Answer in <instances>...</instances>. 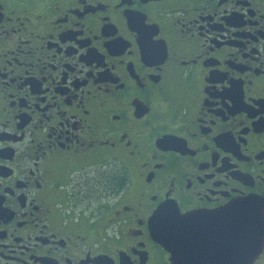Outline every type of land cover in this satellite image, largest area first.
<instances>
[{
    "label": "flooded vegetation",
    "instance_id": "obj_1",
    "mask_svg": "<svg viewBox=\"0 0 264 264\" xmlns=\"http://www.w3.org/2000/svg\"><path fill=\"white\" fill-rule=\"evenodd\" d=\"M247 197L264 0H0V264H173L160 206Z\"/></svg>",
    "mask_w": 264,
    "mask_h": 264
},
{
    "label": "water",
    "instance_id": "obj_2",
    "mask_svg": "<svg viewBox=\"0 0 264 264\" xmlns=\"http://www.w3.org/2000/svg\"><path fill=\"white\" fill-rule=\"evenodd\" d=\"M197 226L208 229L204 236ZM213 227H226V234ZM150 230L173 264H254L264 247V209L252 197L208 212L182 213L166 203L150 218Z\"/></svg>",
    "mask_w": 264,
    "mask_h": 264
}]
</instances>
